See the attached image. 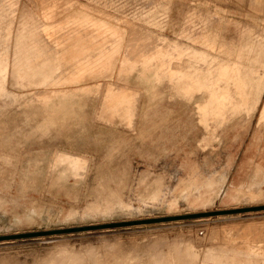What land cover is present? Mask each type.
<instances>
[{"label":"rangeland","instance_id":"obj_1","mask_svg":"<svg viewBox=\"0 0 264 264\" xmlns=\"http://www.w3.org/2000/svg\"><path fill=\"white\" fill-rule=\"evenodd\" d=\"M146 81L197 130L154 166ZM0 264H264V0H0Z\"/></svg>","mask_w":264,"mask_h":264},{"label":"crops","instance_id":"obj_2","mask_svg":"<svg viewBox=\"0 0 264 264\" xmlns=\"http://www.w3.org/2000/svg\"><path fill=\"white\" fill-rule=\"evenodd\" d=\"M152 85H154L153 81L151 83L148 81L145 82V87H147L149 93L147 94L146 99L141 102V113L137 116L136 125L133 131L123 122L124 126L119 127L120 133L118 134L122 137L121 140L124 141H121L123 145L127 146L126 149L129 150V147L132 145L133 151L136 152L135 157L143 159L147 158L150 166L156 165L157 160L164 155L167 156L168 153L170 156L172 155L175 145L174 136L176 140H182L185 139L182 136L187 134V137H190L191 134L197 132V130L187 132L186 128H190L192 124L184 126L182 119L177 122V124L173 123V118L180 115L184 110L182 107L183 104H180L177 99H169L167 94H161V91H163L164 88H158L157 96L154 95V89L152 90L153 94H151L150 86ZM130 86L134 88V84H131ZM36 124V136L35 138H28V140L36 139L54 142V140L64 139L68 141V150H70V152L72 149L78 150L76 148H78L81 142L76 141L77 139L83 140L84 144L88 145L87 143L90 139L89 136L85 133L81 134V132L85 131L84 128L78 129L77 126L73 124V119L72 121H67V125L64 124L65 126L63 129L54 128L53 126L50 127L49 125H46V123H44L42 128L39 127L38 123ZM45 125L49 128L45 129ZM41 128L44 130L43 132L41 131ZM58 130L59 132H62L63 135H55ZM174 132L178 134L174 135ZM90 137H92V135H90ZM51 148L54 147L51 146ZM130 157L131 155L128 153L124 156V160L131 159ZM130 164L131 163L128 162L126 168H128Z\"/></svg>","mask_w":264,"mask_h":264}]
</instances>
